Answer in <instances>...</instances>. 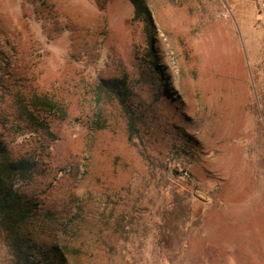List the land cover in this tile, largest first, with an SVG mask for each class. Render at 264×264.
Returning <instances> with one entry per match:
<instances>
[{
    "label": "rangeland",
    "instance_id": "obj_1",
    "mask_svg": "<svg viewBox=\"0 0 264 264\" xmlns=\"http://www.w3.org/2000/svg\"><path fill=\"white\" fill-rule=\"evenodd\" d=\"M147 2L151 23L130 0H0V139L38 161L32 236L70 264H264L259 0ZM35 97L62 111H35L46 133Z\"/></svg>",
    "mask_w": 264,
    "mask_h": 264
},
{
    "label": "trees",
    "instance_id": "obj_2",
    "mask_svg": "<svg viewBox=\"0 0 264 264\" xmlns=\"http://www.w3.org/2000/svg\"><path fill=\"white\" fill-rule=\"evenodd\" d=\"M130 1L135 8V18L151 23L147 0ZM103 83L113 92L121 88L118 80ZM22 109V117L27 124L40 128L44 133L48 132V127L45 123L39 124L37 114L44 111L56 116L62 114L59 105L47 97H35ZM134 131L133 124H130L131 135ZM37 164L31 153L13 158L0 139V232L13 253L14 264H70L65 249L58 245L46 247L32 236L31 227L39 219V214L36 205L23 195L20 188L31 181Z\"/></svg>",
    "mask_w": 264,
    "mask_h": 264
},
{
    "label": "built area",
    "instance_id": "obj_3",
    "mask_svg": "<svg viewBox=\"0 0 264 264\" xmlns=\"http://www.w3.org/2000/svg\"><path fill=\"white\" fill-rule=\"evenodd\" d=\"M258 9L264 13V0H259Z\"/></svg>",
    "mask_w": 264,
    "mask_h": 264
}]
</instances>
